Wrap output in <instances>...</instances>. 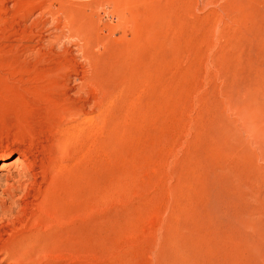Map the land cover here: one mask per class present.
Returning a JSON list of instances; mask_svg holds the SVG:
<instances>
[{"label": "rangeland", "instance_id": "374dc122", "mask_svg": "<svg viewBox=\"0 0 264 264\" xmlns=\"http://www.w3.org/2000/svg\"><path fill=\"white\" fill-rule=\"evenodd\" d=\"M17 157L0 264H264V0H0Z\"/></svg>", "mask_w": 264, "mask_h": 264}, {"label": "bare ground", "instance_id": "6f19581e", "mask_svg": "<svg viewBox=\"0 0 264 264\" xmlns=\"http://www.w3.org/2000/svg\"><path fill=\"white\" fill-rule=\"evenodd\" d=\"M47 29V28H46ZM22 162V160H20L19 157L15 158V160L7 163V164H3L1 167H0V170H3V169H6L7 167L9 166H12L13 164H20Z\"/></svg>", "mask_w": 264, "mask_h": 264}]
</instances>
